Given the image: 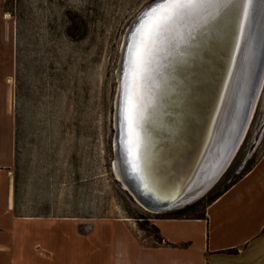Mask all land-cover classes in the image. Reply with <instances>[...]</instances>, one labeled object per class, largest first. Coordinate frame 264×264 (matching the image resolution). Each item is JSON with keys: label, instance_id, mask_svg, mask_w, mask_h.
I'll list each match as a JSON object with an SVG mask.
<instances>
[{"label": "rangeland", "instance_id": "1", "mask_svg": "<svg viewBox=\"0 0 264 264\" xmlns=\"http://www.w3.org/2000/svg\"><path fill=\"white\" fill-rule=\"evenodd\" d=\"M154 1L0 0V117H15L17 163L70 182L77 214L125 217L157 244L154 218L201 216L264 154V81L243 140L209 191L173 210L142 208L114 172V117L123 42Z\"/></svg>", "mask_w": 264, "mask_h": 264}, {"label": "water", "instance_id": "2", "mask_svg": "<svg viewBox=\"0 0 264 264\" xmlns=\"http://www.w3.org/2000/svg\"><path fill=\"white\" fill-rule=\"evenodd\" d=\"M163 3L147 6L126 34L114 117L115 175L153 213L185 206L218 181L245 135L264 81L263 50L243 103L231 88L236 58L243 53L241 71L248 63L251 4L245 15L244 0H227L224 7L210 0L157 30L167 12L152 10ZM129 114L138 124L132 135Z\"/></svg>", "mask_w": 264, "mask_h": 264}, {"label": "crops", "instance_id": "3", "mask_svg": "<svg viewBox=\"0 0 264 264\" xmlns=\"http://www.w3.org/2000/svg\"><path fill=\"white\" fill-rule=\"evenodd\" d=\"M0 125V264H264V154L203 218H154L153 244L125 217L77 214L70 182L17 163L15 117Z\"/></svg>", "mask_w": 264, "mask_h": 264}, {"label": "bare ground", "instance_id": "4", "mask_svg": "<svg viewBox=\"0 0 264 264\" xmlns=\"http://www.w3.org/2000/svg\"><path fill=\"white\" fill-rule=\"evenodd\" d=\"M262 3H264V0H253V3H251L252 6L250 8H251V11L254 10V13L252 15L253 18L251 17L252 21L249 24V28H248L246 38H245L246 48H245L244 54L246 55V52H247V57L249 56L247 58L248 63H247L245 70H242V71L240 70L242 67L241 66L242 61L244 59V57H242V56H244L243 53L238 58V60L236 58L237 71H236L235 78L231 82V84L233 83L231 88L235 87L234 91H236V93L240 97V101H239L240 103L244 102V96L246 95V93L248 91V87H249L250 83L254 79V74L256 72V68H257L258 62L260 60V56L264 50V48H263L264 47V11H262L261 8L259 7V5H261ZM263 76H264V74H263ZM225 114H226V110L223 111L222 116L224 117ZM224 120H225V117L221 118L218 126H220ZM114 127L116 128V125ZM228 129H230V126L229 127L227 126L225 131L227 132ZM226 132H225V138H227ZM225 138H224V141H225ZM242 140L243 139L241 138L240 142H239L240 144H241ZM224 141L221 142L220 144L223 145ZM114 146H115V142H114ZM239 146H238V148H239ZM238 148L236 149L235 153L237 152ZM235 153H234V155H235ZM114 169H115V167H114ZM200 171H202V167H200ZM198 173H199V170H198Z\"/></svg>", "mask_w": 264, "mask_h": 264}, {"label": "snow or ice", "instance_id": "5", "mask_svg": "<svg viewBox=\"0 0 264 264\" xmlns=\"http://www.w3.org/2000/svg\"><path fill=\"white\" fill-rule=\"evenodd\" d=\"M210 0H164L163 4L157 5L156 9H153L152 11L155 13L157 9H164L167 12V15L160 18V22H158L155 25V28L158 30L159 28L163 27L165 23H167L169 20L174 19L175 17L181 15L184 13V11L192 6L208 3ZM227 0H220L219 7L226 6ZM251 4V0H244V9L243 12L245 15L248 14L249 5ZM262 11H264V3L259 5ZM214 18V17H212ZM129 124V134L132 135L135 133L138 124L135 120V118L129 114L128 117H126Z\"/></svg>", "mask_w": 264, "mask_h": 264}, {"label": "trees", "instance_id": "6", "mask_svg": "<svg viewBox=\"0 0 264 264\" xmlns=\"http://www.w3.org/2000/svg\"><path fill=\"white\" fill-rule=\"evenodd\" d=\"M236 182V181H235ZM235 182H233V184L235 183ZM232 185V184H231ZM228 189V188H227ZM226 190V189H225ZM225 190H223V191H225ZM222 193V192H221ZM220 193V194H221ZM219 194V195H220ZM216 197H218V195L216 196ZM216 197H214L213 199H211L210 201H209V203H211L214 199H216ZM208 203V204H209ZM207 204V205H208ZM168 218H173V219H201V218H203V214L201 215V216H197V217H194V218H189V217H186L185 216V210H181V211H179V212H176L175 214H173V215H171V216H169ZM155 232L158 234V231H157V229L155 228ZM161 238L159 237V236H157V238H156V243L157 244H160L161 243Z\"/></svg>", "mask_w": 264, "mask_h": 264}]
</instances>
